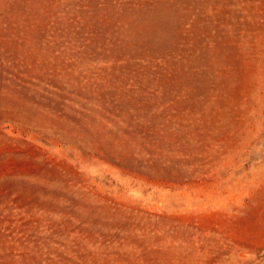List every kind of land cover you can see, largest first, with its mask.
<instances>
[{
	"label": "rangeland",
	"instance_id": "obj_1",
	"mask_svg": "<svg viewBox=\"0 0 264 264\" xmlns=\"http://www.w3.org/2000/svg\"><path fill=\"white\" fill-rule=\"evenodd\" d=\"M0 264H264V0H0Z\"/></svg>",
	"mask_w": 264,
	"mask_h": 264
}]
</instances>
